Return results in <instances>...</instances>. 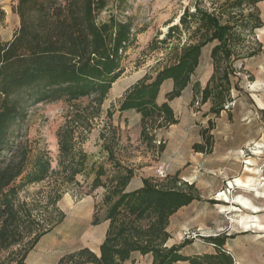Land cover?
Masks as SVG:
<instances>
[{
    "label": "trees",
    "instance_id": "trees-1",
    "mask_svg": "<svg viewBox=\"0 0 264 264\" xmlns=\"http://www.w3.org/2000/svg\"><path fill=\"white\" fill-rule=\"evenodd\" d=\"M260 1L225 0L217 12L197 5L193 12L185 8L179 21L168 27L161 42H167L172 34L179 36L182 28L189 32V41L177 47L174 59L153 77L144 75L128 88L118 106L120 112L133 110L139 115L143 142L152 146L158 130L177 122L169 101L179 97L190 84L200 65L202 49L209 43H213L209 50L212 73L199 90L200 98L204 103L213 97L211 112L219 114L224 110L231 98L236 62L243 58L240 53L244 42L262 25L257 10ZM106 3L17 0L13 11L19 17V26L9 40L0 41V247L23 245L13 252L8 264H28L29 250L62 220L39 218L38 203L20 199V191L52 174L59 175L64 185L84 173L88 154L82 142L112 84L125 71L127 50L135 45L137 31L129 19H98ZM5 14L0 4V24ZM249 50L245 57L258 51ZM164 82L169 86L164 88ZM193 87L198 89L199 84ZM82 97L89 98L85 106L74 104ZM57 100L70 102L72 111L55 131L58 154L56 169H52L48 151L22 140L24 134L15 128L24 120L27 104ZM204 131L203 141L193 143V149L209 153L212 137L204 136ZM103 148L112 163L111 174L106 176V167L99 164L90 188H105V236L98 252L81 247L61 254L54 264H123L134 253L149 254L151 264H234L226 247V235L202 238L214 251L200 247V252L185 253L183 248L192 242L189 239L167 246L169 219L197 199L193 187L167 186L143 178L141 186L129 190L133 168L114 160L110 143H103ZM57 192L46 203L53 208L60 197ZM97 222L95 215L92 224ZM25 237L28 239L23 242Z\"/></svg>",
    "mask_w": 264,
    "mask_h": 264
},
{
    "label": "rangeland",
    "instance_id": "rangeland-1",
    "mask_svg": "<svg viewBox=\"0 0 264 264\" xmlns=\"http://www.w3.org/2000/svg\"><path fill=\"white\" fill-rule=\"evenodd\" d=\"M106 1V7L99 13L98 19L104 20L111 16L129 19L133 23V30L137 31L136 42L127 50L125 71L112 84L98 116L91 120V128L82 142V148L88 154L84 173L78 174L73 182L64 185H61L59 175L52 174L48 179L29 185L19 193L20 199L38 203L37 207L41 212L39 218L51 221L62 219L29 250L27 263L54 264L61 254L85 246L98 252L108 225V221L104 219L106 208L102 204L105 188L99 186L91 189L90 183L94 169L99 164L106 167V176L111 174L112 163L108 159L107 150L103 148V143H110L114 160L133 168L134 174L140 175L142 179L149 178L167 186L193 187L198 205L203 209L196 212L193 207L187 206L171 215L167 226V246L185 239L226 235V247L234 264H264V229L244 228L239 222L243 217L246 220L256 217L260 224H264V197L255 196L254 192L235 186L229 189L227 182L232 178L222 179L217 192L202 188L192 178V172H201L204 166L210 167V173L223 178L224 168L239 164L241 171L237 176L245 178L250 175L248 171L245 173L247 159L252 158V166L258 168L264 162V0L257 3L262 25L253 34H249L244 42L240 53L243 58L236 62V71L232 74L231 98L226 101L224 110L215 114L211 112L213 97L204 103L200 98L199 90L212 73L209 50L213 43H209L202 49L200 65L192 74L190 84L179 97L169 101L177 122L158 130L152 146L140 138V124L135 116L137 114L133 110L120 112L119 102L137 80L144 75L153 77L157 70L174 59L177 47L189 41V32L182 28L179 36L172 34L167 42H161L168 27L179 21L185 8L193 12L197 5L203 10L217 12L225 0ZM16 2L17 0H0L6 12L0 24V41L9 40L19 26V17L13 11ZM249 49L258 51L253 56L245 57ZM195 83L199 84L198 89L193 87ZM168 86L169 83L164 82L163 87ZM73 102L85 106L89 98L82 97ZM25 109L26 116L16 125V131L24 134L22 140L46 149L51 168L56 169L58 149L55 131L72 111L70 102H37L27 104ZM202 130H205L204 136L212 137V150L214 148L215 152L210 156L203 153L200 157L194 153L193 143H199L197 140L200 139ZM160 144L163 145L162 149L159 148ZM238 147L240 149L234 153L233 150ZM159 166L164 169V176H158L156 171ZM218 166L224 168L217 170ZM106 176L102 177L103 181ZM257 178L261 182L259 189L264 192L263 176ZM223 190L227 191L231 200L224 201L216 197ZM56 191L60 197L55 202V209L52 204L46 203L50 196L56 195ZM236 196H245L258 210L227 207L231 204L240 206L233 200ZM59 212L63 213V217ZM95 215L98 222L92 224ZM27 239L25 237L23 242ZM22 247V244L8 249L0 247V264H8L13 252ZM200 247L214 251V247L203 239L196 241L188 250L191 252ZM151 261L149 254L134 253L123 264H151Z\"/></svg>",
    "mask_w": 264,
    "mask_h": 264
},
{
    "label": "crops",
    "instance_id": "crops-1",
    "mask_svg": "<svg viewBox=\"0 0 264 264\" xmlns=\"http://www.w3.org/2000/svg\"><path fill=\"white\" fill-rule=\"evenodd\" d=\"M124 116H127V115H124ZM136 116V121L139 123V115H135ZM200 139H198L197 141L198 142H202L203 141V138H202V135L200 134L199 135ZM237 150H233L234 153H237V151L240 149V147L236 148ZM215 152V149L213 148V150H211V152L207 153L208 156L212 155L213 153ZM194 153L196 154L195 156H202L203 153H206V152H199V151H194ZM207 162V161H206ZM224 167H221V166H218L217 170H220V169H223ZM259 169H260V172L258 175V177H261L263 176V179H264V162L260 164L259 166ZM206 170V171H205ZM210 171V167H206L204 166L202 171L201 172H195L193 171L192 172V178L193 180L196 182V183H200L201 184V187H205V188H208V190L210 192H217L218 191V187H219V183L220 181H222V179H234L235 177H238L237 175L240 174V171H241V165H233L231 167H228L227 169L224 168L223 169V178L220 176V175H217L213 172H209ZM245 171V170H244ZM221 173V172H220ZM219 173V174H220ZM245 173H247V171H245ZM244 173V174H245ZM243 175V174H242ZM139 176V177H138ZM228 183V182H227ZM142 185V177H140V175H136L134 174V176L130 179L128 185H127V189H134V188H137L139 186ZM236 187V186H235ZM229 189L232 188V187H228ZM236 188H240V187H236ZM242 189V188H241ZM193 207L196 212H200L201 209H203L202 206L198 205V201L197 200H193L192 202H190L189 204L187 205H184L182 207ZM181 207V208H182ZM206 207V206H205ZM180 209V208H179ZM174 214V213H173ZM198 240H202V239H193L192 242L188 245H186L184 248H183V251L185 253H191V252H200L201 249H194L192 250L191 252L188 250V248L192 245V244H195L196 241ZM228 249V248H227ZM176 264H187L186 262H183V261H179L177 262Z\"/></svg>",
    "mask_w": 264,
    "mask_h": 264
},
{
    "label": "bare ground",
    "instance_id": "bare-ground-1",
    "mask_svg": "<svg viewBox=\"0 0 264 264\" xmlns=\"http://www.w3.org/2000/svg\"><path fill=\"white\" fill-rule=\"evenodd\" d=\"M253 163H254V160L252 158L247 159L245 170L248 171L250 173V175L246 176L245 178L235 177L234 179L228 180V187H233V188H234V186L240 187L243 190L254 192L253 194L255 196L264 197V192H262L259 189V187H261L260 186L261 182L259 181V178H257V176H258L257 174H259L260 169L258 167H253L252 166ZM216 197H218L219 199L224 200V201L231 200V198L227 194V191H224V190L219 191L218 194L216 195ZM244 197L236 196L233 198V200L235 202H237V204H239L240 206H236L235 204H231L230 206H227V207H229V208L231 207V208H235V209L238 208V210L240 209L239 207H242V208L248 209L250 211H257L258 207L255 205H252V203H250L249 200L244 198ZM222 208H224V206ZM239 222H240L241 226L244 228L254 227L256 229L257 228L258 229H264V224H260L256 217H254L253 219H250V220H246L243 217V218H241V220Z\"/></svg>",
    "mask_w": 264,
    "mask_h": 264
},
{
    "label": "built area",
    "instance_id": "built-area-1",
    "mask_svg": "<svg viewBox=\"0 0 264 264\" xmlns=\"http://www.w3.org/2000/svg\"><path fill=\"white\" fill-rule=\"evenodd\" d=\"M156 172H157L158 176H160V177L165 175V172H164V169L162 168V166H159Z\"/></svg>",
    "mask_w": 264,
    "mask_h": 264
}]
</instances>
